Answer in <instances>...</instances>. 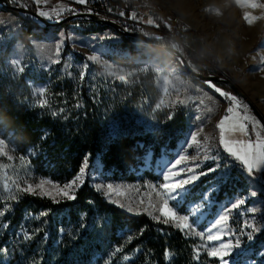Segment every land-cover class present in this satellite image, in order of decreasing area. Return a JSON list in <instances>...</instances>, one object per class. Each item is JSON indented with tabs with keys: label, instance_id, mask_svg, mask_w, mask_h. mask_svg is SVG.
Here are the masks:
<instances>
[{
	"label": "trees",
	"instance_id": "16d2710c",
	"mask_svg": "<svg viewBox=\"0 0 264 264\" xmlns=\"http://www.w3.org/2000/svg\"><path fill=\"white\" fill-rule=\"evenodd\" d=\"M27 8L39 10L35 5ZM8 12L21 19L17 12ZM22 22L26 31L20 41L25 46L35 30L47 31L30 19ZM70 25L81 26L85 34L110 29L82 20L63 27ZM111 30L121 39L118 49L132 58L139 46L144 48L137 39ZM157 30L161 36L170 35L186 44L188 60L203 66L202 73L219 75L210 68L214 54L198 33L180 28L168 31L164 25ZM119 63L135 68L133 59H119ZM63 66L62 60L48 71L30 66L19 73L8 64L7 55L0 53V132L11 142L13 156L26 163L35 179L64 184L74 178L83 157L90 154L85 183L76 199L59 203L5 192V181H11L8 169L15 164L0 157V209L9 206L0 217V264H217L206 254L198 261L193 259L197 242L171 224L166 226L145 214L129 215L107 202L92 185L93 174L105 181L158 180L157 175L143 170L145 158L171 156L177 150L189 132L187 113L180 108L155 110L158 93L151 72L136 74L124 85L105 83L101 78L82 82L79 74L64 71ZM38 83L49 84L43 108L32 90V84ZM212 83L234 93L228 85ZM173 112L175 118L167 121L166 114ZM156 127L164 131L153 133L151 129ZM114 128L116 135L112 134ZM232 176L235 179L221 187L217 202L245 193L240 176ZM11 195L17 199L11 200ZM262 244L264 231L255 236L254 254Z\"/></svg>",
	"mask_w": 264,
	"mask_h": 264
},
{
	"label": "rangeland",
	"instance_id": "374dc122",
	"mask_svg": "<svg viewBox=\"0 0 264 264\" xmlns=\"http://www.w3.org/2000/svg\"><path fill=\"white\" fill-rule=\"evenodd\" d=\"M29 1L30 0L25 3L22 0H14L12 4L17 7L28 9ZM69 1L74 2L75 0ZM127 1L131 2L134 0ZM150 1L151 5L166 17L173 16V18L177 20L175 23L166 20L164 26L168 31H172L174 28H180L183 31L192 30L201 36L203 42L214 54L215 61L210 68L219 75L202 73V70L205 71L203 66L192 61L191 63L190 60H188L187 45L175 41L170 35L161 36L157 30L158 26L147 32V39L161 44L160 46L176 49L188 60L190 66L196 73L206 76L222 77L234 83L240 95L235 92L225 91L222 88L220 89L237 97L241 107H243L245 112L249 115L260 135L264 137V129L246 101H250L264 116V19L255 21L251 26L243 19L245 12H249L253 16H261L262 13H264V9L242 7L241 5L245 3L246 0ZM256 2L264 3V0H256ZM48 7L49 9H46ZM4 11L8 12L7 9L0 7V53H5L7 55V62L10 66H12L11 60L17 59L20 61L21 66H35L42 71L50 70L55 67V65L59 64H52L49 57L54 56L55 44L60 39H63L64 47L61 54V61L63 60L64 62V71L66 70L79 74L82 69L76 66L82 65L89 56L95 55L98 59L97 61H88L90 67L87 71L91 73V75L86 76L85 80H87V78H101L105 83L129 85L136 74L146 75L151 72L155 76V87L158 93L155 110L162 111L165 109L180 108L187 113L189 132L184 141L179 144L177 150L174 151L171 156L163 155L160 158L153 159L151 155H148L145 158L143 170L154 173L157 175L158 180L154 182L138 180L134 183L105 181L98 174H95L96 178L92 181V185L95 189L97 185H100L102 187V191H100L102 195L103 190H106V185L112 184L114 188L120 189L121 193L119 196L113 195V199L127 204L130 202L131 197L136 196V189H143L142 194L145 197L143 206H147V193L149 190L147 186L158 185L162 182V172L178 158V154H184L187 157L186 161L182 162L178 167H184L185 165L191 167L198 164L200 160H193L192 158L199 152L200 158L202 159L205 152L213 146H215L216 149L215 154L220 156L216 145L218 132H220V130L216 125L219 123L218 119L224 111L227 101L225 97L220 96L213 88L204 84V81L197 80L187 73L174 55L151 50L146 44L139 41L144 48L140 49L139 46L136 57L132 58L128 52L118 49L119 44H121V39L111 29L97 34H85L82 27L79 25H70L68 27L61 26L59 28L48 27L46 32L41 29L35 30L34 36L29 39V46H25L20 41L21 33L26 31V26L23 24L22 19H30L37 23L40 28L42 26L41 23L30 16L19 14L21 17V19H19L10 12L9 15L4 14ZM40 11L49 13V17H42L43 19L48 22H56L59 19L62 8L60 4H55L53 6H45V8L38 10V15ZM145 25L152 27V20H146ZM69 57L71 58L69 59ZM119 59H133L135 68L120 64ZM110 73H115L116 75H110ZM119 75H124L126 82L117 80L116 78ZM41 86L46 89L43 97H39L37 93V89ZM48 86V83L32 84L33 93L38 97V100L45 97ZM178 99L184 100L185 103L183 105L177 103L175 108L165 106ZM161 101H164V105H162L160 109H156V105ZM201 101H203V103H201ZM206 107H211L213 111L208 113ZM197 115H200L203 119L197 121L195 119ZM241 118H243V112L238 108L233 114V121H230L229 124L232 122L242 123ZM201 123L203 124V130L199 132L197 137L199 147H197L196 143H192L191 147H187L185 141L190 140L189 134L196 131V126ZM235 134L241 137L240 133L235 132ZM0 138L5 139L7 145L5 149L7 155L2 157L7 158L9 155L12 156L11 162L15 164L14 168L10 167L8 169L11 181L17 180L21 185L25 182L33 184L39 183L41 179H35L28 172L26 163L13 156L11 142L5 138L1 132ZM161 161H163V163H161ZM220 163H226L228 165L226 172L222 169L221 172L202 176L195 183L188 186V192L183 199L178 202H173L178 214L187 213L191 215L189 209L193 206L200 205L202 203L203 194L213 189L210 194V202L202 213L194 218L198 231L209 226L217 217V213L221 209H224L225 206H230L236 199H242L238 198V194H235L237 197L230 196L221 202H217L216 197L221 187L235 179V177L232 176V174H234V167L226 162L222 156H220ZM212 166L213 161L209 160L203 165V168H199L197 171H203ZM1 172L8 175L5 171ZM221 175L224 176V179H220ZM92 177L93 175L91 178ZM11 181H5L8 182L9 188L11 189V192L7 193L15 192L11 185ZM260 182H264V180H260ZM59 185L62 186L63 184ZM46 187L50 188V185ZM105 200L107 201L106 198ZM152 200L153 202H157L154 193L152 194ZM113 205L118 207L116 204ZM249 208L255 209V212L250 213L246 211V209ZM121 210L129 215H137L135 213H128L124 209ZM142 214L152 219L147 213ZM153 215H158V212L153 213ZM249 218L264 222V206L262 202L252 206L249 201H246V204L242 205L240 209L233 210L226 227H230L232 231H238L244 221ZM182 233L194 239L197 242V246L204 243L199 237L191 233ZM243 240L245 251L242 256L234 258L235 264H248L249 260L255 261V264H260L261 256L257 255V253L264 251V244H262L259 251L254 254L252 251L254 240L252 242H247L246 237L243 238ZM200 252L201 255L206 254V248L201 247Z\"/></svg>",
	"mask_w": 264,
	"mask_h": 264
},
{
	"label": "snow or ice",
	"instance_id": "6c2138e0",
	"mask_svg": "<svg viewBox=\"0 0 264 264\" xmlns=\"http://www.w3.org/2000/svg\"><path fill=\"white\" fill-rule=\"evenodd\" d=\"M41 0H37L40 3ZM75 3L86 5L89 0H75ZM242 7H247L251 9H264V3H258L256 0H246L245 3L241 5ZM74 12V10H73ZM90 14V13H89ZM39 16L49 17V13L46 11H40ZM244 21L251 26L255 21L259 19H264V13L261 16H253L249 12H245L243 16ZM64 40L60 39L55 44L54 56L49 57L52 64L61 63V54L63 52ZM71 57H69L70 59ZM97 56L92 55L87 58L82 65H77V68L82 70L79 72V79L83 82L86 76L91 75L87 70L90 67L88 61H97ZM11 65L14 70L19 73H24L26 70V65L21 66L20 61L17 59L11 60ZM110 75H116L115 73H110ZM117 80L126 82L124 75H119ZM208 87L214 89L215 92L219 93L220 96L225 97L229 101V107L227 108L225 116L219 121L216 127L220 130L219 135V145L222 147V151L231 159L237 162L241 166V170L246 174L250 183H255L258 180H264V139L261 138L260 133L256 131V127L253 126L252 133L247 130V125L245 123H235L233 121V114L235 110L240 108V102L237 97L230 95L222 91L219 87L213 84L211 81H204ZM45 87L41 86L37 89L39 97H43L45 94ZM183 105L184 100L178 99L177 101L171 102L166 107L175 108L176 104ZM203 103V101H201ZM46 104L44 99L39 100V106L43 108ZM164 105V101H161L156 105V109H160ZM206 111L211 113L213 109L211 107H206ZM55 115V112H53ZM167 121H172L175 118V113H167ZM197 121L203 119L200 115L195 117ZM245 120L247 117L245 116ZM197 130L191 132L190 140L185 141L187 147H191L192 143H196L199 147L197 137L199 132L203 130V124L196 126ZM153 133H161L164 131L163 128L156 127L151 129ZM239 132L241 136L246 137V139H231L229 134L233 132ZM113 135L117 134L116 129H113ZM252 134H255V139H252ZM7 145L5 139L0 138V157L7 155L5 149ZM183 151V150H182ZM216 153L215 146L209 148L207 152L200 158V153L198 152L196 156L192 159H199L200 162L191 167L185 165L184 167H178L185 162L187 157L184 154H178V158L170 164L162 172V182L158 185H149L147 199L148 205H144L145 197L142 194L143 189H136V196L131 197L129 203L120 202L113 199V195L119 196L120 189L114 188L112 184L106 185V190H103V195L107 199V202L116 204L121 209L126 210L128 213H135L137 215L142 213H147L152 217L153 220L163 223L164 225H170L176 227L182 232L191 233L204 241L202 245L196 246L193 251L195 256L193 259H200V248H206V255L209 260H215L217 264H235V257L242 256L245 249L243 247L244 240L246 237L247 242H252L255 236L264 231V222L256 221L249 218L244 221L243 225L238 231H232L230 227H226L230 214L233 210L240 209L242 205L246 204L245 199H236L230 204V206H225L217 213V217L214 221L203 230H197V225L195 223L196 217H198L204 208L210 202V194L213 189H210L208 193L203 194L202 203L200 205L193 206L189 209L191 215L178 214L175 210V204L173 202H178L183 199L187 192L188 186L195 183L202 176L210 175L215 172H221L223 169L225 172L228 169V165L220 163V156ZM9 161L12 160V156H7ZM23 159V157L21 158ZM213 161V166L204 169L203 171H197L199 168H203V165L207 161ZM163 163V161H161ZM90 164V154H86L83 157L82 164L78 170V173L74 176L71 181H66L61 186L58 183L50 181L48 179H41L39 183H27L25 182L21 185L17 180H12L11 185L13 186L16 193L28 194L33 196H39L41 198H49L53 203H59L63 200L73 201L76 199V192L84 186L86 169L89 168ZM93 180H95V174H93ZM220 179H224L221 175ZM46 187V186H49ZM5 192H11L8 182L4 184ZM96 191H102L100 185L96 186ZM155 194V199L157 202H153L152 194ZM257 193L253 190L251 191V196L255 197ZM10 199L15 201L17 199L16 195H11ZM9 206H5L4 209H0V217H3ZM246 211L254 213L255 209L249 208ZM158 212V215H153V213ZM45 215V213H41ZM7 227V225H4ZM46 238V237H45ZM131 239V236H129ZM257 255L264 257V251H260ZM248 264H255V261H248Z\"/></svg>",
	"mask_w": 264,
	"mask_h": 264
},
{
	"label": "built area",
	"instance_id": "2783aa9c",
	"mask_svg": "<svg viewBox=\"0 0 264 264\" xmlns=\"http://www.w3.org/2000/svg\"><path fill=\"white\" fill-rule=\"evenodd\" d=\"M7 1L10 5L16 6L12 4L14 0ZM22 1L26 3L28 0ZM31 1L28 2V5H33ZM79 16H84L86 19H89L88 16H94L102 20H108L116 23L126 32L143 34L145 37H148L147 32L149 31L147 30L164 25L166 20L173 23L177 21L175 18L166 17L163 13L159 12L151 5L150 0H134L131 2L127 0H89V3L86 5L78 3L67 4L62 8L57 21ZM149 19L153 22L152 27L145 25L146 20ZM225 105L223 116H225L229 107V101Z\"/></svg>",
	"mask_w": 264,
	"mask_h": 264
},
{
	"label": "water",
	"instance_id": "95a60500",
	"mask_svg": "<svg viewBox=\"0 0 264 264\" xmlns=\"http://www.w3.org/2000/svg\"><path fill=\"white\" fill-rule=\"evenodd\" d=\"M0 6H2L5 9H7L8 11L17 12L20 15L30 16L31 18H34L38 22H40L42 27H46V28H48V27L59 28V27L65 25L66 23L72 22L74 20H82V21H86V22L89 21L90 23H94V24H97V25H100V26L109 27L110 29H113L114 31H117L118 33H120L122 36L131 37V38L137 39L141 43L146 44L152 50L159 51V52H162V53H166V54H169V55H174L180 61V63L182 65V67L184 68V70L187 73H189L193 78H195L197 80H201V81H211V82L223 83V84L228 85L229 87H231L236 94L240 95L239 91L236 89L235 84L232 83L231 81H229L227 79H224L222 77L206 76V75H202V74L196 73L192 69V67L190 66V64L187 61V59L185 57H183L176 49L169 48V47L158 46L155 43H153L152 41H149L147 39V37H145V35H143V34H133V33L126 32V31L122 30L116 23H113L111 21L102 20V19H100L98 17H94V16H88L89 19H86L84 16H79V17H74V18H66L64 20L56 21V22H48L47 20H45L42 17H40L37 12H32L29 9H25V8H21V7H17V6H12V5H10L8 3L7 0H0ZM241 97L243 99H245L243 96H241ZM246 101H247V104L249 105V107L251 108V110L253 111V113L255 114V116L257 117L258 121L260 122V124L262 125V127L264 129V116L256 108V106H254L250 101H248V100H246Z\"/></svg>",
	"mask_w": 264,
	"mask_h": 264
},
{
	"label": "crops",
	"instance_id": "0c3cea01",
	"mask_svg": "<svg viewBox=\"0 0 264 264\" xmlns=\"http://www.w3.org/2000/svg\"><path fill=\"white\" fill-rule=\"evenodd\" d=\"M31 1V0H30ZM33 5L37 6L39 10H41L42 8H45V6H53V5H57L60 4L61 8H63L65 5L67 4H75L74 2H71L69 0H41L40 3H37V0H32L31 1ZM46 9H49L46 8ZM6 15H9V12H3ZM240 110L243 112V118H241L242 123H245L247 125V130L249 133H252V128L254 126L251 118L249 117V115L245 112V110L243 109V107L240 106ZM245 116L247 117V120H245ZM223 112L220 115L218 122L223 118ZM256 131L258 132V129H256ZM238 132V131H237ZM239 133V132H238ZM219 135L220 132H218V140H217V151H219L220 156H222L226 162H228L231 166L234 167V174L235 175H239L240 178L242 179L243 182V186H244V190L245 193L243 195H239L238 198H242L245 199L246 201H249L251 203V205H255V204H259L260 202L263 203L264 206V182H260V180L256 181L255 183H250L248 178L246 177V174L241 170V166L235 162L234 160H231L223 151H222V147L219 145ZM261 136V135H260ZM229 138L231 139H246V137H238L236 136L235 132L230 133L229 134ZM255 134H252V139H255ZM262 139H264L263 136H261ZM255 191L257 193V195L255 197L251 196V191ZM234 197H237V195H234Z\"/></svg>",
	"mask_w": 264,
	"mask_h": 264
},
{
	"label": "bare ground",
	"instance_id": "6f19581e",
	"mask_svg": "<svg viewBox=\"0 0 264 264\" xmlns=\"http://www.w3.org/2000/svg\"><path fill=\"white\" fill-rule=\"evenodd\" d=\"M0 7H2V6H0ZM168 17H173V16H168ZM226 99V98H225ZM226 101H227V99H226Z\"/></svg>",
	"mask_w": 264,
	"mask_h": 264
}]
</instances>
